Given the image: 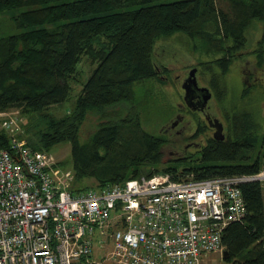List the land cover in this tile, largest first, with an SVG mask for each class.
Returning <instances> with one entry per match:
<instances>
[{
	"label": "trees",
	"instance_id": "1",
	"mask_svg": "<svg viewBox=\"0 0 264 264\" xmlns=\"http://www.w3.org/2000/svg\"><path fill=\"white\" fill-rule=\"evenodd\" d=\"M7 12L15 31H0V111L21 107L26 113L48 112L60 107L73 96L70 79L81 56L91 51L99 65L69 113L62 118L41 113L46 126L36 129L32 122L27 126L31 147L51 150L71 142L77 183L84 178L99 185L123 183L156 171L204 179L264 170V149L254 159L250 154L261 139L250 111L227 114V139H210L199 151V163L180 171L174 162L157 169L167 137L144 128L134 110L136 103L145 106L138 97L147 91L143 82L162 81L153 57L163 36L180 31L200 37L206 56H213L207 63L217 64L225 75L247 47L248 28L259 21L257 65L263 66L264 0H0V13ZM100 39L108 43L96 49L93 43ZM90 112L107 118L85 137L83 122ZM8 144L7 134L0 131V146ZM263 186L261 180L240 185L246 214L223 235L225 250L239 258L236 264H264Z\"/></svg>",
	"mask_w": 264,
	"mask_h": 264
},
{
	"label": "built area",
	"instance_id": "2",
	"mask_svg": "<svg viewBox=\"0 0 264 264\" xmlns=\"http://www.w3.org/2000/svg\"><path fill=\"white\" fill-rule=\"evenodd\" d=\"M0 131L9 138L0 146V264H208L246 214L241 183L264 182V170L156 172L79 187L73 168L29 145L18 113L2 116Z\"/></svg>",
	"mask_w": 264,
	"mask_h": 264
},
{
	"label": "rangeland",
	"instance_id": "3",
	"mask_svg": "<svg viewBox=\"0 0 264 264\" xmlns=\"http://www.w3.org/2000/svg\"><path fill=\"white\" fill-rule=\"evenodd\" d=\"M14 25L15 23H13L11 14L8 12L5 14L0 13V31L4 33L14 32ZM261 34L262 25L259 21L248 28L247 47L244 53L236 58L230 70L225 75H221V69L218 68L217 64L207 63V61L212 60L213 56L211 58L206 56L207 54L204 53L201 48L200 37L191 38V36L179 31L175 34L163 36L157 40L153 58L157 64L162 81L154 83H151L152 81L143 82V87L147 88V91L144 89V92L138 96L139 101L144 102V108L151 111H146L137 103L134 107L135 112L140 114V119L144 128L155 134L163 133V135L167 137V143L163 149V163H160L157 169H163L167 164L174 162V166L179 165L180 167L178 166V168L180 171H183L186 167L198 164L202 157L199 152L200 150L198 151L196 147L191 148L188 152L185 149L186 142L187 140L189 141V135L194 131V126L191 127L186 137H181V135L177 137V131L182 125L177 126L175 129H165L170 124L169 121L175 119L176 113L179 112L178 102L181 101L184 92H186L185 88H187L185 87V80L189 77L190 71L194 66L200 67L198 74L196 72L195 75L197 80L199 79V83L211 86L215 90V95L210 102L212 109L211 113L215 117L226 121L227 114L229 116L230 113L235 112L234 110H237L236 112L250 111L253 114L259 126L258 133L261 139L255 151H253V154L252 152L250 154L254 159L262 152L264 149V64L261 67L257 65L256 53V46L260 40ZM99 41L100 43L98 41L93 43L96 49H99L103 43H105L104 45L108 43L106 39H100ZM93 58L94 55L91 51L81 56V60L78 64V71L74 72L73 78L70 79L73 96L70 100L63 102L60 107H51L48 112L62 118L73 109L84 83L93 70L99 66ZM213 76L218 80L216 86L211 83V79H214ZM150 97L157 98V100H149ZM126 107L129 109V106ZM115 108L117 107H109L107 110L109 109L111 111ZM48 112L47 110H37V112L26 113L21 107H10L2 111L4 114H0V119H2V116L18 113L23 117V122H25L27 126L31 125L32 122L37 126L36 129H39V127L42 128L47 125L44 115ZM132 116L133 115H131V117ZM195 117V115L189 114L187 121ZM106 118L103 119L101 113H88L83 122V136H90L92 132L96 130L99 121L106 120ZM177 143H179V145H176ZM177 149H180L181 153L188 155L187 157L189 158L187 161H182V158L172 154V152ZM71 150L72 145L71 142L68 141L56 144L51 149L57 159L68 168H72L73 166ZM77 184L79 187L97 186V182L93 178H84L79 180ZM98 250L100 253H103L101 248H98ZM235 261L239 262L238 256L231 257L229 253V256L226 257L224 250L223 252L217 251L209 254L207 263L236 264Z\"/></svg>",
	"mask_w": 264,
	"mask_h": 264
},
{
	"label": "flooded vegetation",
	"instance_id": "4",
	"mask_svg": "<svg viewBox=\"0 0 264 264\" xmlns=\"http://www.w3.org/2000/svg\"><path fill=\"white\" fill-rule=\"evenodd\" d=\"M197 69V74L199 72L200 67L194 66ZM193 68V69H194ZM185 80V78H184ZM198 88L191 89L190 82L185 80V87L189 90V95L186 98L187 88H185L183 97L181 101L178 102L179 112L178 115L176 113L175 119H171L169 121V125L165 129L176 128L177 126L182 127L178 129L177 137H186V135L190 132L192 126H194V131L190 133L189 141L187 140L185 149L186 151H190L191 148H198L197 150H201L203 146L210 140L223 141L226 140L229 134V121L226 116V121L220 120L218 117H215L211 113V105L210 102L215 95V90L211 86L202 85L199 83L198 79ZM201 86H208L209 91H204L201 89ZM211 94V97L205 101V96ZM213 115H211V114ZM195 115V118H192L190 121H187L188 115ZM220 125V126H219ZM176 145H179L177 143ZM172 154L179 158L187 157L184 153L180 152V149L174 150Z\"/></svg>",
	"mask_w": 264,
	"mask_h": 264
},
{
	"label": "water",
	"instance_id": "5",
	"mask_svg": "<svg viewBox=\"0 0 264 264\" xmlns=\"http://www.w3.org/2000/svg\"><path fill=\"white\" fill-rule=\"evenodd\" d=\"M196 72H197V69L194 68L190 71V74H189V77L187 78V81L190 82V87L191 89H197L199 86H198V80L196 78ZM201 89H203L204 91H209V87L208 86H201L200 87ZM189 95V90L187 88V93H186V98L188 97ZM211 97V94H208L205 96V101H207L209 98ZM220 126V125H219ZM225 256L228 257L229 256V252L228 250H225Z\"/></svg>",
	"mask_w": 264,
	"mask_h": 264
}]
</instances>
